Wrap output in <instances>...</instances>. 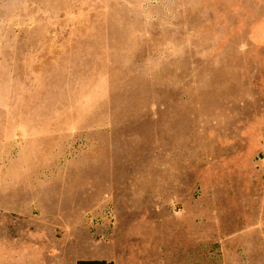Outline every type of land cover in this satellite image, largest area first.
I'll use <instances>...</instances> for the list:
<instances>
[{
    "label": "rangeland",
    "instance_id": "374dc122",
    "mask_svg": "<svg viewBox=\"0 0 264 264\" xmlns=\"http://www.w3.org/2000/svg\"><path fill=\"white\" fill-rule=\"evenodd\" d=\"M0 220L46 264H264V0H0Z\"/></svg>",
    "mask_w": 264,
    "mask_h": 264
},
{
    "label": "crops",
    "instance_id": "0c3cea01",
    "mask_svg": "<svg viewBox=\"0 0 264 264\" xmlns=\"http://www.w3.org/2000/svg\"><path fill=\"white\" fill-rule=\"evenodd\" d=\"M1 225V220H0ZM0 233V264H46L40 252L31 250L30 240L26 234L18 237H10L5 245H2ZM24 237V238H23ZM34 260H32V257Z\"/></svg>",
    "mask_w": 264,
    "mask_h": 264
},
{
    "label": "trees",
    "instance_id": "16d2710c",
    "mask_svg": "<svg viewBox=\"0 0 264 264\" xmlns=\"http://www.w3.org/2000/svg\"><path fill=\"white\" fill-rule=\"evenodd\" d=\"M78 264H106L104 261H89V262H78Z\"/></svg>",
    "mask_w": 264,
    "mask_h": 264
}]
</instances>
